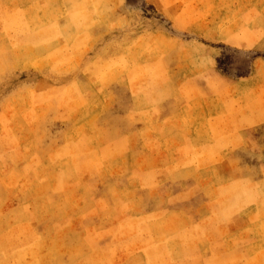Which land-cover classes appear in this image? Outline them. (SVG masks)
Here are the masks:
<instances>
[{
    "label": "rangeland",
    "instance_id": "rangeland-1",
    "mask_svg": "<svg viewBox=\"0 0 264 264\" xmlns=\"http://www.w3.org/2000/svg\"><path fill=\"white\" fill-rule=\"evenodd\" d=\"M0 264H264V0H0Z\"/></svg>",
    "mask_w": 264,
    "mask_h": 264
}]
</instances>
